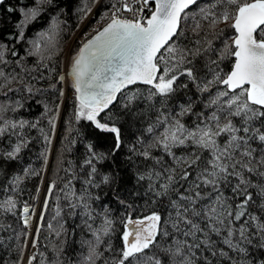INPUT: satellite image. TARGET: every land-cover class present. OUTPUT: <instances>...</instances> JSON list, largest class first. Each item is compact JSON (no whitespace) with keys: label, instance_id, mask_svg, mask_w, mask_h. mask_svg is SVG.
I'll use <instances>...</instances> for the list:
<instances>
[{"label":"snow or ice","instance_id":"obj_1","mask_svg":"<svg viewBox=\"0 0 264 264\" xmlns=\"http://www.w3.org/2000/svg\"><path fill=\"white\" fill-rule=\"evenodd\" d=\"M51 2L36 0L33 7L19 9L22 19L15 25L19 39L24 37L25 26L43 11L42 6ZM139 2L135 20L120 19L116 15L121 10L134 11L129 4L123 3L122 9H116L103 30L80 47L72 59L69 73L76 93V119L84 118L96 128L114 134L113 154L122 146L121 129L116 122L111 125L101 123L97 116L117 100V93L140 82L151 86L148 95L143 97L149 102L148 110L155 109L156 98L161 103V108L156 109L155 121L145 129L152 140L141 150L135 147L131 150L145 160L153 161L151 169L137 175L138 181H149L145 194L152 193L154 204L166 199L171 211L167 220L157 211L135 220L128 218L123 223L119 256L111 261L105 259L104 264H130L131 261L141 264L145 250L155 246L160 235L169 236L162 224H171L177 234L173 237V245L164 249L172 264H218L219 258L230 259L229 253L220 245L245 254L247 250L241 245L251 244L250 237L258 236L264 240V219L257 214L264 213V0H207L199 8L200 20L195 22L194 32L201 30L200 21H207V27L212 30L224 22L235 32L231 43H225L219 60H212L210 56L205 60L207 73L202 77L197 75L194 61L198 56L214 52L211 41H207V47H201V41H195L197 47L194 50L175 42L183 35L181 22L188 18L186 10L198 0H154V9L146 19L142 13L150 0ZM7 10L15 11L12 7ZM30 43L36 52L40 51L39 40ZM0 49H3L0 50V62H5L6 48L0 44ZM12 55L16 53L12 52ZM227 56L234 57V63L231 71L223 73L218 70V64ZM185 76L196 85L199 93H208L210 97L204 105L208 111L195 113L196 121L192 127L181 121V117L194 112L192 103L180 105V111L174 115L166 111L168 100L180 88L188 87L187 83H178ZM0 77L9 81L2 69ZM59 79L64 80V76ZM220 85L222 89L217 87ZM210 90H215L214 96ZM28 91L31 92V88ZM140 98V93L129 94L122 104L134 119L142 114L132 111ZM4 110L5 107L0 105V113ZM0 120V137L7 135L9 140L16 137V143H10L11 151L2 154L5 159L15 160L27 147V140L17 129L23 130L29 122L3 120L2 116ZM50 123L54 128L55 117ZM153 148L160 149L162 155L153 156ZM88 151L90 155L85 164L91 166V172L86 183L92 186V178L97 173L93 160L104 159L105 154L96 153L91 144ZM177 151L183 154L178 156ZM165 157L169 159L166 161ZM29 171L25 168V175ZM22 179L17 175L11 183L18 186ZM115 179L112 174H105L101 182L110 184ZM52 189L53 185H50L48 191ZM119 202L124 204L122 200ZM47 203L46 199L45 206ZM250 206H255L257 212L250 211ZM70 207L77 205L70 204ZM84 207L87 209L88 205L84 203ZM15 208L12 197L0 202L2 212L15 214ZM28 212L29 207L25 205V225L30 220ZM86 214L90 216V213ZM237 222H240L238 228ZM112 231V221L105 217L103 226L93 230V241L87 242L88 252L83 257V264H97L104 258V251L112 250L110 243L104 251L100 250L104 238ZM180 236L183 239H179ZM214 236L219 239H213ZM260 247H264V243ZM28 264H32V258L28 259ZM143 264H162V261L156 256H148ZM232 264L244 262L233 261Z\"/></svg>","mask_w":264,"mask_h":264},{"label":"trees","instance_id":"obj_2","mask_svg":"<svg viewBox=\"0 0 264 264\" xmlns=\"http://www.w3.org/2000/svg\"><path fill=\"white\" fill-rule=\"evenodd\" d=\"M35 2L36 0H3L0 3V44L6 48L5 62H0V69L9 77L7 82L0 77V85H3L0 87V105L5 107L0 116L3 120L29 122L23 130L17 129L22 131L27 140V147L22 149L17 159H5L2 154L11 151L10 143H16V137L12 136L11 140L7 135L0 137V202L8 197L16 202L15 214L0 211V264H28L29 258L24 263V253L29 241L27 225L24 224L25 205L29 207L28 217L37 205L39 208L32 264H83V257L88 252L87 242L94 239L93 230L101 228L107 217L112 221L113 231L104 238L100 250L104 251L109 243L112 250L104 251V258L97 261V264H104L105 259L111 261L113 257L119 256V249L123 244V223L128 218H143L157 211L167 220L168 212L171 211L166 199L154 204L155 197L152 193L145 194L149 181H138L137 175L151 169L153 161L145 160L131 150L133 147L141 150L152 140L153 137L145 129L155 121L156 109L161 108L160 99L156 98L155 109L149 111V102L143 97L148 95L151 86L134 84L120 92L117 100L97 116L101 123L111 125L116 122L121 129L122 146L113 154L114 134L96 128L84 118L76 119V100L62 101L61 93L64 89L59 76L63 72L65 46L85 16L88 17L87 25L105 20L114 7V0H52L51 4L43 5V11L38 17L25 26L24 37L19 39L15 28L16 23L22 19L19 9L33 7ZM206 2L207 0H198L196 5L186 10L188 18L181 22L183 35L175 41L190 50L197 47V40L201 41V47H207V41H211L214 52L198 56L194 61L197 75L201 77L207 73L204 65L208 56L212 60H219L225 43H231L235 35L234 30L224 22L212 30L207 27V21H200L201 30L198 33L193 31L195 22L200 20L199 8ZM9 7L15 11L9 12ZM221 29L224 30L222 33ZM45 33L47 35H42ZM37 40L40 41L39 52L30 43ZM12 52L16 55H12ZM30 52L33 54L29 55ZM233 63L234 57L227 56L220 60L218 70L227 73ZM208 78L211 79V76ZM178 83H187L188 87L180 88L168 100L166 111H171L174 115L180 111V105L192 103L194 112L181 117L182 123L192 127L196 121L195 113L208 111L204 105L210 97L208 93H199L196 85L188 81L186 76ZM217 87L223 88L222 85ZM29 88L31 92L28 91ZM210 91L214 96L215 90ZM133 93L141 94V98L132 106L133 112L142 113L135 119L122 107L124 98ZM53 117L54 128L50 123ZM32 124L36 126L31 127ZM90 144L96 153L105 154L104 159L93 160L97 173L92 178V186L86 183L91 166L85 164L90 155ZM151 151L153 156L162 155L160 149L153 148ZM176 154L179 156L183 153L177 151ZM168 159L165 157L166 161ZM25 168L30 170L27 175L24 173ZM105 174H112L116 179L110 184H103L101 179ZM17 175L23 177L18 186L11 183ZM50 185H53L51 192L48 191ZM13 188L16 190L13 191ZM121 200L124 204L119 202ZM84 203L88 205L87 209ZM70 204L77 207L71 208ZM249 210L257 212L255 206H250ZM86 213H90V216ZM257 214L264 219V213ZM239 223L237 222V228ZM161 227L169 232V236L160 235L156 245L145 250L141 256V264L148 256L158 257L162 264H172L170 255L164 249L173 245V237L177 234L171 224H162ZM250 238L251 244L241 245L247 250L245 254L230 251L226 245H220L229 253L230 259L219 258L218 264H232L233 261L260 264L264 261V247H260L264 240L258 236ZM179 239H183V236ZM213 239L219 238L214 236ZM130 264L136 262L131 261Z\"/></svg>","mask_w":264,"mask_h":264},{"label":"rangeland","instance_id":"obj_3","mask_svg":"<svg viewBox=\"0 0 264 264\" xmlns=\"http://www.w3.org/2000/svg\"><path fill=\"white\" fill-rule=\"evenodd\" d=\"M112 10V9H111ZM111 13V11H110ZM110 13L108 12L105 20H97L96 22L90 23V24H86V20H87V15L84 18V21L80 24V26L78 27V29L72 34V36L70 37V39L68 40L66 46H65V52H64V61H63V72L65 73L71 62L73 57L76 55L78 49L80 48V46L86 41L87 38L90 37V35L92 33H94L103 23H105L109 16ZM91 15V13H89V16ZM61 73V74H62ZM62 81L63 84V99L62 101L68 100V101H73L75 100V95L73 92V87H72V82L69 78H67V76H65L64 80H60ZM48 194V192H47ZM46 194V197H47ZM38 213H39V208L38 205L29 213V223L27 224V230L29 232V241L28 244L26 246V250L24 255L26 254L25 257L27 258H31L33 255V252L35 250V245H33V241H35V234H36V218L38 217Z\"/></svg>","mask_w":264,"mask_h":264},{"label":"built area","instance_id":"obj_4","mask_svg":"<svg viewBox=\"0 0 264 264\" xmlns=\"http://www.w3.org/2000/svg\"><path fill=\"white\" fill-rule=\"evenodd\" d=\"M123 3L129 4V6L134 9V11H124V10H121L120 12L116 13V9L117 8H121L122 9V4ZM115 4H116V8L111 10V13H110V16H109L108 20L111 19V16H112L113 13H116V15L118 16V18H120V19L135 20V19L138 18L137 12L139 11V8H140V2H139V0H136V2H133V0H115ZM152 9H153V5L150 2L148 8H146L145 11H144V13H142V15L145 17V19L148 16H150Z\"/></svg>","mask_w":264,"mask_h":264},{"label":"water","instance_id":"obj_5","mask_svg":"<svg viewBox=\"0 0 264 264\" xmlns=\"http://www.w3.org/2000/svg\"><path fill=\"white\" fill-rule=\"evenodd\" d=\"M3 1V0H2ZM153 4H154V0H150ZM1 3V2H0ZM154 6H155V4H154ZM192 6H190L189 8H191ZM188 10V9H187ZM110 22V21H109ZM108 22V23H109ZM107 25V23L106 24H104L98 31H96L92 36H90L83 44H85V43H87V41L88 40H90L93 36H95V35H97V33L98 32H100V31H102L103 30V28L105 27ZM83 44L80 46V47H82L83 46ZM80 49V48H79ZM79 49H78V51H77V53L79 52ZM76 53V54H77ZM71 65H72V62H71V64H70V66H69V68H68V70L65 72V73H62V74H60V76H64V78H65V76H67V78H69L70 80H71V82H72V87H73V77L71 76V75H69V73H70V71H71ZM231 71V70H230ZM59 76V77H60ZM136 84H143V83H140V82H137ZM130 86H132V85H128V86H126V88H128V87H130ZM125 88V89H126ZM73 90L75 91V89H74V87H73ZM123 90V89H122ZM121 90V91H122ZM119 93H117V95H118ZM75 95H76V93H75ZM113 103H114V101H113ZM112 103V104H113ZM111 104V105H112ZM111 105H109V106H111ZM133 220H135V219H133Z\"/></svg>","mask_w":264,"mask_h":264},{"label":"bare ground","instance_id":"obj_6","mask_svg":"<svg viewBox=\"0 0 264 264\" xmlns=\"http://www.w3.org/2000/svg\"><path fill=\"white\" fill-rule=\"evenodd\" d=\"M115 8H116V4H115V0H114V7H113L112 9H115ZM123 90H125V89H123ZM123 90H122V91H123ZM122 91H121V92H122ZM73 92H74V95H75V91H74V90H73ZM25 262H27V257H26L25 260H24V263H25Z\"/></svg>","mask_w":264,"mask_h":264}]
</instances>
